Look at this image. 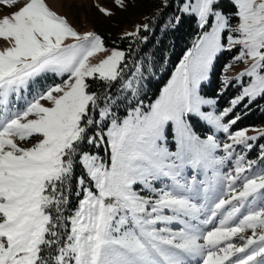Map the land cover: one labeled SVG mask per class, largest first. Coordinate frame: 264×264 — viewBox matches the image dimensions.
<instances>
[{"label": "snow or ice", "instance_id": "snow-or-ice-1", "mask_svg": "<svg viewBox=\"0 0 264 264\" xmlns=\"http://www.w3.org/2000/svg\"><path fill=\"white\" fill-rule=\"evenodd\" d=\"M231 3L226 13L219 0H185L180 12L194 14L202 33L148 105L139 99L143 64L125 77L128 53L115 48L90 63L105 51L102 37L77 32L46 0L0 18V264H264V169L235 151L256 137L230 132L238 116L225 122L245 98L264 96V0ZM141 28L149 24L125 35L147 41ZM236 46L233 61L252 62L224 85L250 82L232 107L205 111L216 101L200 94L201 84L217 54ZM48 74L67 79L45 86ZM90 80L106 83L103 97ZM118 80L135 101L122 119L111 94ZM196 119L230 142L198 135ZM104 143L108 160L85 147ZM233 157L235 167L222 171ZM74 184L79 199L70 209ZM237 236L240 246L231 242Z\"/></svg>", "mask_w": 264, "mask_h": 264}, {"label": "rangeland", "instance_id": "rangeland-1", "mask_svg": "<svg viewBox=\"0 0 264 264\" xmlns=\"http://www.w3.org/2000/svg\"><path fill=\"white\" fill-rule=\"evenodd\" d=\"M170 1L171 0H121L122 6L121 4L117 3V0H46V3L53 11L57 12L61 16L66 17L70 25L77 32L81 34L85 32H95L102 37L105 46V51L99 52L90 58V63H98L102 59H104L107 55H109L111 50L114 48L118 50H124L127 52V48L121 45L124 41L123 38L130 37V36H126L125 34L128 32H134L138 25L142 26L144 24H149V28L152 29L155 26L154 20L157 19L158 15L160 14V10L163 9L164 6H167L170 3ZM227 1L231 2V0H219L218 6L221 7L226 13H232L231 11H228L230 7L226 5ZM26 2L27 0H19L18 3L9 6L6 5L3 2V0H0V18H3L4 16H10L12 13L17 11L20 7H22ZM175 2L178 9V13L180 14L181 12L179 9L183 5V3H185V0H176ZM101 8L106 9L110 14H105V12L101 11ZM190 15H194V14H190ZM196 21L198 26L197 17H196ZM237 22L238 21L233 20L232 21L233 26H235ZM198 29H199V34H201L202 30L199 28V26ZM142 31L145 30L141 28L139 37L146 36V35L144 36L142 35ZM135 39L137 38L130 37L125 39V41L127 43V41H133ZM70 42H72L71 38H69L66 41V43H70ZM6 46L7 43L4 40L0 39V49H3ZM188 49L184 52V54L188 51ZM239 51H240V47L236 46L231 50H224L218 53L216 59L214 60V66H213L214 69L216 62L221 64L220 67L221 88L219 91L223 94V98L229 95L233 90H235L234 93L229 97L226 104L222 105L221 102L218 101L219 100L218 96H211L205 92L206 86L204 85L208 84L213 71L212 69V71L209 73V79L207 81L202 82L201 84L200 94L204 96L206 99L215 100L216 103L214 106H204L203 110L205 111L214 110L218 114L224 109L232 107L231 101L241 94L242 83L247 84L248 82H250V78L244 77L242 78V82L233 80L232 83H230L227 87H225L224 85L223 77L225 75L234 78L239 72L249 67L252 62L251 60H247L246 62L233 61V58L236 55H238ZM184 54L182 55L180 60L183 58ZM180 60L176 63V65H174L172 70L169 72L168 78L161 86L160 91L163 89V87L167 84L168 80L171 78ZM228 64H231V67H229L225 71V65ZM160 73L156 74L157 77L160 75ZM63 79H67V76L61 78L54 76L52 74H48L47 77L44 78L42 83L45 86L53 85V84L62 83ZM159 93H157L156 96L149 101L143 98H139V99H142L144 101V104L148 105L159 96ZM263 97L264 96H258L251 101L248 98H245V100H243L244 101L243 105L247 103H251L252 101L258 100ZM20 106L23 107V102H21ZM134 106L135 103L133 105H130L126 110V113L124 115H121L120 118L122 119L127 114V112ZM235 107L225 117V122L233 120L237 117L236 115L237 110ZM198 120L208 128L207 133H204V130L198 127V124L196 123L195 120L193 122V126H194V130L198 135H200L201 137H204L209 134L215 135V137L219 142H221V144L224 142H230L228 141L227 133L218 131L213 126L208 124L206 121L200 119ZM105 122L106 125L103 128H100L99 127L100 124H99L98 127L96 126L95 130H93L89 134L94 135L96 132L106 128L109 121L106 120ZM234 126L235 124L231 125L230 132L234 133L238 130H247L246 134L248 136L256 137L255 140L248 141V143L251 145V148H247L243 145L237 146L235 150L236 154L244 155L246 161H256L257 163L254 165V170L264 169V158H262V153H264V123L244 127L241 129L236 128ZM17 142L21 143L22 146H30L31 143L35 142V139L31 141H25V142L17 141ZM173 142L174 141L170 139L169 144L171 145V143ZM88 150L98 153L105 160L109 159L110 151L106 143L100 145L99 147L91 146V149ZM216 154L218 156L224 155L222 148L217 150ZM234 159L235 157H233L232 161L226 163L221 170L227 172L230 169L234 168L235 167ZM202 178L203 176L201 175L200 179ZM243 235L246 237L251 236L252 232L251 230H247ZM231 242L236 244L237 246H240L243 243V241H241L238 236L234 237Z\"/></svg>", "mask_w": 264, "mask_h": 264}, {"label": "trees", "instance_id": "trees-1", "mask_svg": "<svg viewBox=\"0 0 264 264\" xmlns=\"http://www.w3.org/2000/svg\"><path fill=\"white\" fill-rule=\"evenodd\" d=\"M176 0H171L167 6H164L160 10V14L157 19L154 20L155 26L147 31H142V35L148 37L147 41H142L137 38L133 41H124L121 44L123 47L127 48L126 61L129 65L128 69L125 71V77L134 71L136 64H143L144 68L147 69L142 73V78L139 81V98L146 100L153 99L157 93H159L161 86L164 84L168 78L169 72L172 70L174 65L180 60L184 52L191 47L193 41L199 35V29L197 26L196 17L194 15L178 13L176 6ZM226 5L229 6V10L234 12V8L231 2L227 1ZM227 11V12H228ZM179 16V23H175V17ZM147 33V34H146ZM131 46V51L129 48ZM220 67L221 64L216 62L215 67L212 71L211 78L206 86V93L211 96H218L219 102L225 105L229 97L234 93L235 90L223 98V94L219 91L220 82ZM161 72V73H160ZM160 73L157 77L156 74ZM91 84L90 91H96L102 97L104 96L107 85L99 80H90ZM124 80H118L113 82L111 86V94L113 99L116 101L114 112L117 116L124 115L127 108L135 103L133 97L126 92L122 91L121 85ZM127 97V99H125ZM129 101H133L129 103ZM264 97L258 100H254L251 103L243 105L240 102L235 108L237 110V116L239 119L236 120V128H244L248 126L257 125L264 123ZM103 104L101 103V107ZM97 118L98 117H95ZM198 127L207 133V126L203 125L198 119H196ZM106 122L100 123V128H103ZM95 125L91 128L90 132L95 130ZM87 149H91V145H85ZM77 175L83 173V169L77 166ZM76 188L73 185V190L69 194L70 204L69 208L74 209L78 203L79 197L75 194ZM70 214V213H66Z\"/></svg>", "mask_w": 264, "mask_h": 264}]
</instances>
